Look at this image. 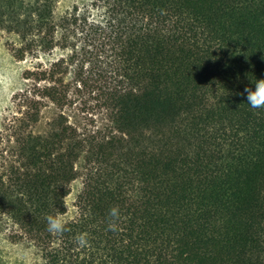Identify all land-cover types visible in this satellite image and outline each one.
Returning <instances> with one entry per match:
<instances>
[{"label":"trees","instance_id":"trees-1","mask_svg":"<svg viewBox=\"0 0 264 264\" xmlns=\"http://www.w3.org/2000/svg\"><path fill=\"white\" fill-rule=\"evenodd\" d=\"M61 1L0 0L29 61L0 131L14 241L42 264H264V108L244 93L264 79V0ZM87 97L100 125L67 114Z\"/></svg>","mask_w":264,"mask_h":264},{"label":"rangeland","instance_id":"rangeland-1","mask_svg":"<svg viewBox=\"0 0 264 264\" xmlns=\"http://www.w3.org/2000/svg\"><path fill=\"white\" fill-rule=\"evenodd\" d=\"M90 0H62L59 11L63 12L75 4L81 5ZM16 36L0 29V131L9 124L17 113L14 103L15 93L23 87L22 75L28 67L29 61H18L14 58L13 46L17 45ZM88 106L78 105L73 110H67L72 121L81 124L100 125L103 115L95 108V101L86 98ZM88 112L92 114L88 115ZM83 179L78 178L70 186V194L66 198L68 213L63 216L64 221L76 214L75 202L82 191ZM18 228L5 219H0V264H42L39 251L33 244L15 242L13 236Z\"/></svg>","mask_w":264,"mask_h":264},{"label":"clouds","instance_id":"clouds-1","mask_svg":"<svg viewBox=\"0 0 264 264\" xmlns=\"http://www.w3.org/2000/svg\"><path fill=\"white\" fill-rule=\"evenodd\" d=\"M254 90L252 87H246L244 93H246L247 104L253 109L264 108V79L256 80L254 83ZM109 224L108 228L111 231L118 229V221L120 220V210L118 207H113L109 210ZM48 230L52 233L60 234L64 231L65 222L62 214L56 216L49 215L47 217ZM79 245L84 246L87 244L86 234H80L76 238Z\"/></svg>","mask_w":264,"mask_h":264}]
</instances>
